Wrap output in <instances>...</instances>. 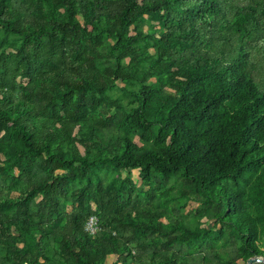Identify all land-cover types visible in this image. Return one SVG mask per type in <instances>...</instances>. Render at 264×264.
Returning a JSON list of instances; mask_svg holds the SVG:
<instances>
[{
  "label": "trees",
  "instance_id": "obj_1",
  "mask_svg": "<svg viewBox=\"0 0 264 264\" xmlns=\"http://www.w3.org/2000/svg\"><path fill=\"white\" fill-rule=\"evenodd\" d=\"M0 28L20 37L0 49V264H196L179 246L206 226L99 206L83 229L128 182L106 189L103 166L182 173L235 238L214 264L264 256V0H0ZM117 86L126 102L89 99ZM152 224L163 248L135 254L126 226Z\"/></svg>",
  "mask_w": 264,
  "mask_h": 264
},
{
  "label": "rangeland",
  "instance_id": "obj_2",
  "mask_svg": "<svg viewBox=\"0 0 264 264\" xmlns=\"http://www.w3.org/2000/svg\"><path fill=\"white\" fill-rule=\"evenodd\" d=\"M235 6H239L245 3H249L251 0H232ZM157 19L151 21L153 26H157ZM150 24L145 23L144 29H147ZM20 37L13 33H7L0 28V49L6 46L7 50L11 49L12 43L19 44ZM102 49L105 51L103 45ZM17 80L24 83L27 78L23 75H19ZM118 82H120L118 80ZM106 97L120 98L123 102L128 100V95L123 92L121 87L117 86L110 90H107L101 95L98 91H93L90 94L89 99L95 103L100 104L102 99ZM127 107V106H126ZM117 108H112L111 112H114ZM100 174L103 177V185L108 190L113 189L115 186L121 185L123 177H126L128 182H124V193L116 194L111 191L110 194L105 193L104 199L100 200V195L97 201L92 200L91 209L92 212L85 217L83 222V229L91 236H94L102 227L104 216L99 217L97 213H101V207L106 206L111 209V212H118L120 209L128 210L131 212V216H137L136 213L139 210L140 215H146L150 213L158 221L167 223L168 218L172 223H177V220H183L189 225L199 224L206 226L210 229L208 234H204L199 240L191 243H184L179 246L181 253L193 256L196 264H214L217 259L212 255L216 249L230 248L233 245L235 238L229 234H223L219 232L222 228L220 223L218 224L214 218L197 219L198 210L203 206L200 201L201 196L198 195L194 188V183L186 178L182 173H172L167 176L154 179L152 185L145 183L140 175L139 168L130 167L128 169L117 170L112 167L103 166L100 170ZM80 184L85 183V177L80 180ZM127 183V185H126ZM123 187V186H121ZM41 198V195L36 197V202ZM104 201V202H103ZM63 208L67 211L71 209V203L62 199ZM109 202H114L109 203ZM110 204V205H109ZM32 209L37 211V205L32 204ZM99 211V212H98ZM136 211V213H135ZM139 215V214H138ZM35 228V226H34ZM177 228V227H176ZM126 231L133 234L132 240V252L139 254L141 252H150L154 249H161L163 245L158 243L150 246L148 244L149 236H158L162 241L166 240L167 233L157 227L155 224L150 227H143L137 230L136 233L132 232L130 225L126 226ZM156 264H161L163 257H158ZM114 256L108 258V262L114 260ZM233 264H246V261L237 259Z\"/></svg>",
  "mask_w": 264,
  "mask_h": 264
},
{
  "label": "water",
  "instance_id": "obj_3",
  "mask_svg": "<svg viewBox=\"0 0 264 264\" xmlns=\"http://www.w3.org/2000/svg\"><path fill=\"white\" fill-rule=\"evenodd\" d=\"M253 262H264V256H250L246 260V264H252Z\"/></svg>",
  "mask_w": 264,
  "mask_h": 264
}]
</instances>
